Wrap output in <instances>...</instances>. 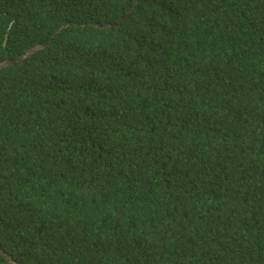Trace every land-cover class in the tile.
<instances>
[{"label":"trees","instance_id":"1","mask_svg":"<svg viewBox=\"0 0 264 264\" xmlns=\"http://www.w3.org/2000/svg\"><path fill=\"white\" fill-rule=\"evenodd\" d=\"M6 60L0 264H264V0H0Z\"/></svg>","mask_w":264,"mask_h":264},{"label":"water","instance_id":"2","mask_svg":"<svg viewBox=\"0 0 264 264\" xmlns=\"http://www.w3.org/2000/svg\"><path fill=\"white\" fill-rule=\"evenodd\" d=\"M105 26H110L109 24H106ZM46 43H44V44H42V45H45ZM42 45H40V44H36L35 46H33V47H31L30 49H29V53H31L32 51H34L35 49H37L38 47H40V46H42ZM29 53H27V55L29 54ZM27 55H25V56H27ZM12 62H14L15 60H11ZM10 60H6V61H2V62H0V67H2L3 65H5V64H8V63H10L11 62Z\"/></svg>","mask_w":264,"mask_h":264}]
</instances>
